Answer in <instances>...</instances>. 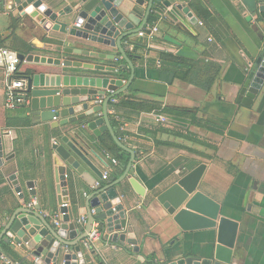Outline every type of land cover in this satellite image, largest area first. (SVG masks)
<instances>
[{"label": "crops", "instance_id": "crops-1", "mask_svg": "<svg viewBox=\"0 0 264 264\" xmlns=\"http://www.w3.org/2000/svg\"><path fill=\"white\" fill-rule=\"evenodd\" d=\"M169 1L170 7L159 4L149 17L147 26L158 29L155 37L149 42L138 36L132 40L146 45L144 51L137 52L144 56V60L133 63L134 82L114 103L118 105L131 97L158 106L139 115H133L123 107L115 110L111 107L109 111V115L122 123L119 130L122 138L119 139L137 156L130 177L136 178L146 190L144 197L130 190L121 203L139 251L135 252L129 245L121 248L110 243L109 235L97 223L94 228L101 230L100 239L90 249L83 242L79 245L84 263L145 264L146 257L154 255L158 264L186 256L223 264H264V86L253 104L252 113L256 119L250 126L241 124V106L237 104L240 89L264 50V6L251 14L241 0ZM258 1L264 4V0ZM71 2L64 3L62 7ZM192 3H199L211 12L209 29L198 18ZM127 4L134 7L132 2L127 1ZM178 5L188 8L199 23L192 24L189 15L177 9ZM17 6L16 0H0L2 47L16 52V49L23 50L28 46L33 50L32 54L38 56L95 61L65 54V48H83L84 43L47 31L42 24L25 21L15 15ZM145 7H137L143 18ZM74 18L75 14L66 22L72 24ZM15 21L18 27L12 31ZM166 37L177 41L180 46H174ZM133 43L126 45L127 54L134 50ZM161 52L178 57L187 54L195 62L221 65V77L212 92L206 93L196 85L176 79L173 71L160 67V61L155 69L148 68L147 62L158 60ZM107 53L121 57L116 50L107 49ZM109 63L119 65L118 62ZM122 81L124 84L127 82ZM5 93L4 71L0 68V134L4 154L0 166V233L5 224L4 217L10 216L19 204L24 205L20 198L31 199L25 186L20 196L14 191L10 176L16 175L21 182L34 181L39 202L45 205L49 185L54 188V149L59 145L57 138L61 135V129L36 125L37 119L28 117L29 113L25 116V112L17 108H8ZM100 99L104 100L96 98V106H100ZM167 107L190 111L202 120V126L194 125L193 118L169 113L165 110ZM106 134L109 133H101L97 138L93 132L85 130L84 135L72 131L70 136L88 152L90 160L103 176L108 174L106 182H109L120 178L124 171L122 167L126 165H121L109 151L108 144L111 143L106 140L109 147L102 143ZM112 159L119 165L115 166ZM201 165L206 169L198 190L221 206V216L215 229L185 232L157 198ZM69 175L74 185L71 205H78L73 209L79 220L86 217V213L84 205L79 206L83 195L78 191H86L87 185L80 177L71 172ZM51 197L54 199L51 210L56 212L54 191ZM51 221L55 224L54 219ZM84 228L85 225H80L79 235L83 234ZM2 245L8 246V252L1 249ZM0 254V264H45L43 257L37 258L13 242L2 243ZM62 262L60 259L59 264Z\"/></svg>", "mask_w": 264, "mask_h": 264}, {"label": "water", "instance_id": "water-1", "mask_svg": "<svg viewBox=\"0 0 264 264\" xmlns=\"http://www.w3.org/2000/svg\"><path fill=\"white\" fill-rule=\"evenodd\" d=\"M69 1L16 0V16L42 24L47 31L58 32L84 43L83 48H65V54L95 60L81 62L18 53L22 64L30 66L31 71L20 78L25 83L16 92L15 108L25 112V116L30 114L28 117L33 120L37 119L36 125H49L52 130L61 129V135L57 138L59 145L54 149V188L49 185L44 206L39 202L34 181L21 182L16 175L10 176L14 191L21 193L25 186L31 199L20 198L24 205L19 204L10 216L4 217L0 245L13 242L23 251L33 253L37 258L43 257L45 264H59L60 259L62 264H85L79 245L87 240L97 223L109 235L110 243L121 248L129 245L135 252L139 251L121 203L130 190L140 197L145 196L146 190L136 178L130 177L137 156L114 130L109 105L128 90L135 79V67L126 52V45L132 44V40L146 29L149 17L159 4L165 8L171 5L169 0H72V4L62 7ZM127 1L132 2L134 7H130ZM241 1L251 14L264 6L258 0ZM137 7H145L144 18ZM177 9L184 10L192 19V24L199 23L185 6L178 5ZM73 14L75 18L69 24L66 19ZM250 20L251 17L248 18ZM166 40L174 46H180V43L169 37ZM107 49L116 50L121 57L108 54ZM179 56L194 60L187 54ZM122 61L124 64H121ZM109 62H118L119 65ZM255 66L242 85L237 99V104L241 106V124L244 126H250L256 119L252 107L264 86V50ZM122 68L130 69L126 84L119 79ZM96 98H104L102 105H95ZM74 126H78V129H69ZM85 130L93 132L97 138L101 133L108 132L114 143L130 155L129 162L122 167L124 171L120 178L104 181L102 172L94 166L88 152L70 136L72 131L84 135ZM3 158L0 134V166ZM205 169L206 166L201 165L157 198L185 232L211 230L218 226L221 206L198 190ZM69 172L80 177L87 185L86 191H78L83 195L79 206L84 205L87 219L82 235H79L80 218L77 220L73 209L78 205H71L74 185L70 181ZM118 186L121 189H117ZM53 191L56 195V212L51 210V206L54 207V199L51 197ZM32 199H35V203H32ZM57 213L60 214L59 226L51 221ZM166 264L223 263L186 256Z\"/></svg>", "mask_w": 264, "mask_h": 264}, {"label": "trees", "instance_id": "trees-1", "mask_svg": "<svg viewBox=\"0 0 264 264\" xmlns=\"http://www.w3.org/2000/svg\"><path fill=\"white\" fill-rule=\"evenodd\" d=\"M191 7L198 15V18L200 21L206 26L208 29L210 28L209 25V19L212 17V14L209 10H207L205 7L200 5L199 3H192ZM18 27L17 21L13 22L12 25V31H15ZM134 50L130 51L128 53V56L132 60L133 63H136L137 61H143L144 56L137 54L138 51H144L146 49V45L142 42H134ZM0 46L2 47V43L0 40ZM26 48L23 50H17L22 54H30L32 53V49L28 46H25ZM15 51V50H14ZM160 61V67L162 69H168L174 72L175 78L178 80H181L185 83H190L193 85H196L203 89L206 93H210L213 90V87L216 85V83L219 81L222 73V66L216 65L212 63L202 62V61H192L185 58L178 57L174 54L168 53V52H161L159 53L158 60L151 59L147 62V67L150 69H155L157 66V62ZM121 64H124V61H122ZM31 71V67L25 64H22L18 67L16 77L21 78L25 75H28ZM130 76V71L126 68H122L120 70L119 78L122 80H128ZM110 106L112 109H117L120 107L127 108L130 110V112L133 115H139L143 112L151 111L152 108H155L158 106V104L155 103H149V102H143L136 100L134 98L128 97L127 99L122 100L118 105L114 104L113 102H110ZM166 111H168L171 114H176L179 117H185V118H193L192 122L196 126H202V120H199L196 118V115L192 114L190 111L181 110V109H174V108H165ZM111 124L114 128V130L117 132L118 137L122 138V135L120 134L119 130L121 128L122 123L120 121H117L115 116H111ZM111 144L110 147L106 144L107 141ZM102 143L107 147H109V151L113 153L118 160L120 161L121 165H127L130 159V155L126 152L122 151L114 142L110 134L105 135V139H102ZM1 249L4 252H8L9 248L6 245H2ZM145 264H158L156 256H150L146 257L144 260Z\"/></svg>", "mask_w": 264, "mask_h": 264}, {"label": "built area", "instance_id": "built-area-1", "mask_svg": "<svg viewBox=\"0 0 264 264\" xmlns=\"http://www.w3.org/2000/svg\"><path fill=\"white\" fill-rule=\"evenodd\" d=\"M202 26L203 24L200 23ZM158 33V29L155 26H147L146 29H144L142 32L138 34V37L143 40H147L148 42L155 37V35ZM210 42L212 41L211 39L209 40ZM22 65V62L20 61L18 57V53L13 52L11 50H8L4 47L0 46V68L4 71V78H5V83H6V93H5V102L6 106L10 109L15 108V96L16 92L18 90H21L24 86V81L20 78L16 77V73L18 70V67ZM103 100L100 99L98 100V104L102 105ZM113 103H116L115 100ZM112 163L115 166L119 165V162L115 159H112ZM103 180L106 181L108 180V174H105L103 176ZM20 196L21 193H18ZM60 214L57 213L56 216L54 217L55 224L57 226L60 225L58 218ZM86 217H83L80 219L79 224L80 225H85L86 224ZM102 236V232L99 228H94L92 232L88 235L87 240H85L84 246L88 249H90L93 244L100 239Z\"/></svg>", "mask_w": 264, "mask_h": 264}]
</instances>
